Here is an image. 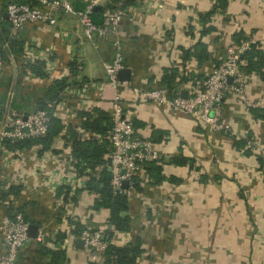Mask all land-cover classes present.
Segmentation results:
<instances>
[{
	"label": "crops",
	"instance_id": "1",
	"mask_svg": "<svg viewBox=\"0 0 264 264\" xmlns=\"http://www.w3.org/2000/svg\"><path fill=\"white\" fill-rule=\"evenodd\" d=\"M6 1L0 0V58L5 61L0 107L11 95L13 109L57 108L61 118L53 119L58 130L50 142L8 147L10 155L2 158L0 169V218L19 210L29 224L37 225V236L19 250L21 264H90L88 251L76 239L88 224L110 229L109 209L93 206L97 193L88 184L103 164L92 167L87 157H78L73 140L102 144L103 135L88 131L82 120L85 112L95 116L96 109L110 114L115 91L107 84L92 91L84 83L105 82L103 62L119 51L124 66L118 77L136 88L163 85L164 70L172 67L178 68L177 79L187 75L180 90L202 86L221 53L236 43L233 36L264 52V0H228L205 23L200 15L214 0H134L124 5L115 36L93 40L84 37L76 16L65 14L53 26L34 23L13 32L5 17ZM70 1L80 9L89 0ZM209 24L214 29L201 35L202 26ZM198 39L211 55L201 63L193 56L184 58V50L193 51ZM27 47L35 51L26 68L32 78L21 57ZM245 64L242 60L246 98L253 104L264 102V62L251 71ZM67 70L70 75L62 78ZM76 72L82 81L72 77ZM56 82H63V89L43 106L42 96ZM120 93L124 112L138 132L151 136L164 164L160 182L147 170L140 178L124 215L130 227L114 230L111 244L128 245L139 238L142 252L136 264H264V106H248L228 93L220 119L230 124L231 134L125 89ZM240 139L256 144L252 153L238 147L235 141ZM179 154L192 159L191 167L173 161ZM107 155L108 150L106 162ZM2 249L0 236V253Z\"/></svg>",
	"mask_w": 264,
	"mask_h": 264
},
{
	"label": "built area",
	"instance_id": "2",
	"mask_svg": "<svg viewBox=\"0 0 264 264\" xmlns=\"http://www.w3.org/2000/svg\"><path fill=\"white\" fill-rule=\"evenodd\" d=\"M96 4H102L104 7L101 23H95L91 17L92 8ZM5 11L13 32L34 23L53 26L57 23L60 14L76 16L87 40H93L96 37L109 39L115 36L125 14V10L120 4L111 7L109 0L105 3L101 0H89L81 9L75 8L70 0H38L36 4L22 0H7ZM250 43L245 40L238 44L228 45L221 53L219 63L203 80L202 86L192 85L188 89L186 98L180 95V85L176 89H169L165 85L139 89L130 85L128 80L120 79L118 71L123 68L124 63L123 55L119 51L111 60L103 62L106 81H90L84 83V86L96 91L101 88L102 84H107L115 91L109 114L111 127L108 130L109 149L107 155V169L110 174L109 186L112 195H123L130 202L137 192L140 178H145L146 164L162 158V154L151 136L138 132L132 120L124 112V97L120 93V88L143 100H153L190 115L212 129H221L232 134L230 124L222 122L220 119L222 103L228 93L236 94L248 106H264L263 101L256 104L249 102L245 95L246 73L242 67L241 55L249 48ZM21 57L26 74L32 78L33 74L26 68L33 62L35 51L31 47H27L22 50ZM4 64L5 61L0 58V70ZM67 71L62 78L70 75V71ZM72 77L82 81L78 72L74 73ZM229 77L231 81L228 80ZM69 90V87L65 88V92ZM10 97L3 108L0 107V169L1 163L4 161L2 158L10 155L9 146H6L5 141L43 138L49 131L51 119L61 118L57 108L34 109L30 112L13 109L9 104ZM66 136L69 137V135ZM246 146L256 148V144L250 139L246 140ZM35 147H38V151L40 150L39 145H35ZM49 157L53 159L52 156ZM124 182L126 185L123 184ZM28 226L29 222L19 210L10 215L5 214L0 218V236L3 248L0 253V264H21L19 250L29 239ZM79 238L88 251L90 264H104L105 251L108 244L111 243L110 240L104 238V232L88 224L80 231Z\"/></svg>",
	"mask_w": 264,
	"mask_h": 264
},
{
	"label": "trees",
	"instance_id": "3",
	"mask_svg": "<svg viewBox=\"0 0 264 264\" xmlns=\"http://www.w3.org/2000/svg\"><path fill=\"white\" fill-rule=\"evenodd\" d=\"M24 2H28L31 4L32 1L22 0ZM111 7H116L118 4L121 7L124 5H128L132 3L134 0H109ZM228 0H214V4L212 8L204 14L200 15V19L202 22H208L211 13H213L217 8L225 9ZM214 27L209 24L206 27L201 28V35L208 33L213 30ZM235 44L241 42L239 39V35L233 36ZM189 56H193L196 58L198 63H201L204 60L210 58V52L208 50V46L206 43L201 42L200 39L194 44L193 51L186 49L184 50V58ZM242 60H245V69L247 71L258 70L264 62V52L259 50L255 44H250L249 48L243 52ZM215 63L216 60L214 59ZM217 65V63H216ZM70 69H74L73 66ZM178 68L172 67L170 69L164 70L162 76V84L167 86L169 89H176L177 86L184 80H187V75L178 76ZM63 89V82H56L51 84L44 95L42 96L40 103L45 106L47 100H55L59 95V92ZM96 112L95 116H92L91 112H85V118L82 120V125L88 131H95L103 135V141L100 145H95V140H88L87 145H83V141L73 140L76 148L74 149L76 155L80 157L82 160L86 157L88 158V164L94 167L96 164H103L101 171L96 174L90 175L88 178L89 188L96 191V197L93 202V206L95 207H106L109 209V218L108 223L110 224V229L104 230L105 239L109 240L112 236L114 230H128L130 227V219L129 216L121 215V211L128 210V200L123 195H112L110 186H109V178L110 174L107 169V162L103 159V155L109 149V141H108V130L111 127V119L109 113L102 110H94ZM54 118L51 119L49 125V131L47 135L43 138H38L35 140H25V141H5L6 146L14 145L20 146L23 142H34V141H42V142H50L54 133L58 130V124ZM53 120V121H52ZM52 122V123H51ZM74 139V138H73ZM238 144V147L245 148V151L248 153H252V149L246 146V140L240 139L235 141ZM85 146V147H83ZM261 159V157H260ZM81 161V160H80ZM177 165H186L188 164L190 167L192 165V159L183 156L181 154L174 157L173 160ZM164 161L162 159L158 161H151L146 164V170L148 175L155 183H158L162 180V166ZM175 178L172 176L169 177L170 181H173ZM142 252V248L140 246V239L136 238V240L128 245H115L108 244L107 249L105 251V260L104 264H136L137 256Z\"/></svg>",
	"mask_w": 264,
	"mask_h": 264
},
{
	"label": "water",
	"instance_id": "4",
	"mask_svg": "<svg viewBox=\"0 0 264 264\" xmlns=\"http://www.w3.org/2000/svg\"><path fill=\"white\" fill-rule=\"evenodd\" d=\"M81 9V8H80ZM103 11H104V7L102 4H96L93 6L92 8V12H91V17L92 20L95 23H101L103 20ZM5 17H7V14H5ZM242 57V55H241ZM229 81H231V78L229 77L228 79ZM180 95L184 98H186L188 96V90L187 89H182L180 92ZM42 107H40L39 109H41ZM212 113V112H211ZM168 158H165V160H167ZM124 185H126V182L123 183ZM121 215H125L127 214V211H121L120 212ZM28 236L29 237H36L37 236V225L30 223L28 226ZM77 244L81 245L83 244L82 240L80 238L76 239Z\"/></svg>",
	"mask_w": 264,
	"mask_h": 264
},
{
	"label": "rangeland",
	"instance_id": "5",
	"mask_svg": "<svg viewBox=\"0 0 264 264\" xmlns=\"http://www.w3.org/2000/svg\"><path fill=\"white\" fill-rule=\"evenodd\" d=\"M104 78L106 79V73H105V70H104Z\"/></svg>",
	"mask_w": 264,
	"mask_h": 264
}]
</instances>
